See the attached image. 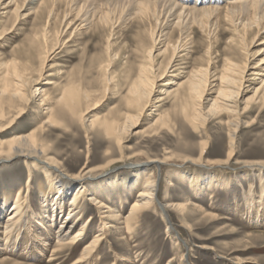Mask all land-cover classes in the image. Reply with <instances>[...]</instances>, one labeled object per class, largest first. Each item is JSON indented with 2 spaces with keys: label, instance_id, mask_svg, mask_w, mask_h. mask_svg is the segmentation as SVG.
I'll use <instances>...</instances> for the list:
<instances>
[{
  "label": "bare ground",
  "instance_id": "6f19581e",
  "mask_svg": "<svg viewBox=\"0 0 264 264\" xmlns=\"http://www.w3.org/2000/svg\"><path fill=\"white\" fill-rule=\"evenodd\" d=\"M101 1L105 2V7L108 6L105 12L101 10L97 12L96 8L95 11L90 10L89 17L85 15L86 12L78 16L87 3L92 5ZM13 2L14 0L6 2L0 0V16L7 15L9 11L15 16L9 25L0 28V49H3L6 39L12 36L15 30H19L20 20L27 15L22 11L34 10L32 14L35 25L27 37V47L12 49L9 58L0 51V137L6 138L9 129L22 118L25 110L32 103L45 115L41 123H47L53 128L66 129L76 121L83 126L87 122L88 127L98 125L115 145H121L123 135L129 130L136 129L145 117L151 118L150 125H155L159 129L171 131L178 123L186 129L189 127L197 131L209 118L218 116L219 123L226 130L228 162L236 157L235 144L238 140L235 138L239 128L245 122L249 125L253 119L245 120V118L251 116L255 110L260 112L264 109V55L258 59L250 55L254 46L259 44L264 46V38L262 40L261 36L264 34V0H224L223 5L220 4L221 0H195L192 5L188 0H18L15 4ZM61 3L72 11L75 10L76 14L73 18L69 17L71 11L67 8V12H64L57 26L55 10ZM13 4L14 8L10 10L9 7ZM110 6L113 7L109 8ZM119 7V12L128 10L126 13L128 20L138 23L134 46L135 63H132L124 74L122 82L116 81V76L108 71L115 55L107 45V57L96 67L99 75L103 76L100 87L83 89L82 82L80 85L78 80L77 82L68 78L67 83L54 98L55 105L51 106L50 97L44 86L53 85L55 81H50L47 78L49 74L46 73L53 68L49 61H52L56 54L62 51L61 48L70 42L71 37L63 41V34L67 29L70 30V35L87 30L96 19L98 21L94 26H97L96 30L99 31L111 21L109 9L114 11ZM220 11L225 12L224 19L229 23L230 27H227L232 30V35L226 41L221 59L222 65L215 69L212 68L215 62L213 37L217 30L216 23ZM18 12H20L19 16ZM123 14L125 15L124 12ZM194 26L205 35L207 43L203 53L207 63L185 70V67H179L181 64L179 60L183 59L187 52H194ZM261 54H264V50L256 55ZM178 69L179 74H175ZM160 81L164 82L157 89ZM116 86L117 90L121 88L123 91V107L117 109L112 117L100 118L96 111L104 104L106 93L113 91ZM249 92L252 94L247 95ZM168 98L172 100L171 114L161 111L164 101ZM37 130L16 133L7 139L0 138V162L12 157H22L29 162L26 164L27 193L32 187V168L42 172L48 181L46 182L48 189H52L48 194L42 193L40 205L42 210L38 213L32 209L27 202L28 195L22 193L20 188L15 191L11 199L9 197L3 199L0 204V216L8 211L9 213L5 215L0 230V251L6 248L9 253L15 254L17 248L24 245L25 256L40 260L47 252L48 241L52 234L56 244L48 251L50 257L48 261H54L60 257L64 249L72 250L80 241H85L89 237L72 264H97L101 260L98 250L106 237L111 234V228L116 229L118 236L123 234V229L132 232L137 224L138 213L152 208L156 199L157 174L142 170L143 176L141 175V178L134 182L128 192L131 196L136 190L130 208L123 213L122 194L117 195L118 207H113L101 198L100 190L103 189L101 183L87 185V174L94 168L87 167L89 159L78 172L71 175L61 173L62 170L57 167L61 165V160L48 154V146L51 143H43L45 138L39 135L42 137L39 139ZM139 130L141 132V129ZM208 145L207 141L201 144L200 158L206 152ZM112 157L110 159H113ZM168 157L166 156V159ZM158 159L150 157V160L143 164L148 166L151 162H162ZM143 164L141 165L144 166ZM258 168L262 170L260 166ZM52 170L58 171L56 177L51 174ZM169 181L167 184L170 185L171 181ZM258 185L260 186L258 206H255L252 196L247 198L245 196L247 205L245 214L253 218V223L264 225L262 211L264 209L261 208L264 193L263 175L259 177ZM83 201L96 207L101 224L100 228L91 235H89L91 223L89 219H83L84 208L80 206ZM184 202L160 203L164 218L167 220L165 210L170 206L184 211L187 205ZM65 210L66 213L62 216ZM121 223L123 227H120ZM110 251H113L112 247ZM117 260L120 258L117 257L112 264H118Z\"/></svg>",
  "mask_w": 264,
  "mask_h": 264
},
{
  "label": "rangeland",
  "instance_id": "374dc122",
  "mask_svg": "<svg viewBox=\"0 0 264 264\" xmlns=\"http://www.w3.org/2000/svg\"><path fill=\"white\" fill-rule=\"evenodd\" d=\"M194 1L188 0L191 5ZM16 2L18 0H14L13 3ZM14 4L9 7L10 10L14 8ZM87 4L78 16L85 12L87 13L85 15L88 16L91 9L95 11L97 8V12L98 10L105 12L108 8V6L105 7L103 1L92 5L88 4V7ZM220 4L223 5L224 0H221ZM67 8L71 11L69 17L73 18L76 14L75 10L72 11L71 8L65 7L64 3L58 4L55 10L57 26L62 20L64 12H67ZM119 9L120 7L115 8L114 11L109 9L112 22L110 21L108 26L101 27L99 31L96 30L97 26H94L98 21L96 19L87 30L77 31L78 34L70 35V30L67 29L63 34V41L71 37L70 42H67L66 46L61 48L62 51L56 54L52 61H49L53 68L46 73L49 74L47 78L50 81H55L53 85L44 86L50 97L51 106L55 105L54 98L67 83L68 78L78 80L80 85L82 82L83 89L100 87L103 76L99 75L96 67L100 61L107 57L108 47L115 55L108 71L116 76V81L122 82L124 74L130 69L131 64L135 63L134 46L138 34L136 26L138 23L127 19V9L120 12ZM33 11H22L27 15L20 20L19 30H15L12 36L6 39L3 49H0L7 58L11 56L12 49L27 47V37L35 25ZM10 12L0 16V28L12 22L15 16ZM224 14V11H220L216 23L218 25L215 24L217 27L213 37L215 47L213 60L215 62L212 64V68L215 69L222 65L221 59L226 41L232 35V30L229 28L227 20L224 19ZM193 29L194 52H187L181 60L178 58L181 63L179 67H185V70L207 63L203 53L207 43L205 35L196 26ZM261 36L263 40L264 34ZM263 48L264 46L261 44L254 46L250 55L252 54L254 58L258 59L264 54L258 56L256 54L262 52ZM199 58H201L200 61ZM175 72V74H179L180 70ZM163 82H158L157 89ZM111 92L106 93L107 101L105 100L104 104L96 111L100 118L112 117L116 114L117 109L123 107L122 89L117 90L116 86ZM250 94L252 92L247 95ZM170 99L164 101L162 112L172 113L170 102L172 100ZM252 113L251 116L245 118V120L253 118L250 124L245 122L236 134L235 139L238 140L235 144L236 157L228 162L226 160L228 148L226 130L219 123L220 117L218 116L209 118L205 125H201L197 131H193L189 127L186 129L178 123L175 124L176 128L174 127V130L171 131L159 129L155 125H153L154 127L150 125L151 118L145 117L136 129L129 130L123 135L121 145H115L98 125L88 127L87 122L83 126L79 121H76L66 129L64 127L53 128L47 123H41L45 115L32 103L25 110L22 118L18 120V124L16 123L9 129L8 135H5L6 138L2 137L7 139L16 133L22 134L38 129L36 134L39 139L45 138L41 139L43 143H51V145H47L48 154L61 160V165L57 167L65 175L78 172L89 159L87 167L94 168L87 174V185L101 183L103 185L101 189H103L100 190V196L113 207H118L117 195L122 194L123 213H126L130 208V202L136 194V190L131 196L128 192L129 189H132L134 182L140 179L141 175L143 176L142 170L157 174L156 199L152 208L138 213L139 218L137 217V224L132 232L123 229V234L118 236L116 229L111 228V234L106 237L98 250L101 260L97 264H112L117 257L120 258L117 260L118 264H166L170 260L169 264H264V225L253 223V218L251 216L248 218L245 214L247 207L245 196L246 198L252 196L255 206H258L259 177L264 176V109L260 112L255 110ZM41 124L43 125L41 126ZM203 131L206 136L202 134ZM205 141L209 145L200 158L199 150ZM50 147L51 149H49ZM117 155L118 157L115 158ZM165 155L169 157L166 159ZM150 157L159 158L158 160L162 162H151L148 166L144 165L143 163L150 160ZM27 163L29 162L22 157H12L0 162V204L5 197L11 199L15 195V191L20 188L22 193L28 195L27 202L32 209L38 213L42 210L40 209L42 193L48 194V191L52 189H48L46 183L48 181L42 172L32 168V187L27 193ZM51 174L56 177L58 171L52 170ZM59 177L64 180L61 176ZM168 181L171 183L170 185L167 184ZM262 199L261 208L264 209V193ZM163 202L167 204L184 202L187 205L184 211L178 210L174 206L168 207L165 210L166 220L161 212V205H159ZM80 206L84 208L83 219H89L88 221L91 223L89 227V235H91L101 226L97 209L84 201L80 203ZM262 211L264 212V210ZM8 213L9 211L0 216V230H2L5 215ZM65 213L66 210L62 216ZM120 227H123L122 223ZM88 238L85 241H80L72 250L64 249L58 259L48 261L50 259L48 251L56 244V240L51 234L47 252L40 260L25 256L26 250L23 245L17 248L15 254L9 253L5 250L6 248L0 251V264H72L79 256L82 245L89 240ZM1 246L3 247V245ZM111 247L113 251H110Z\"/></svg>",
  "mask_w": 264,
  "mask_h": 264
}]
</instances>
